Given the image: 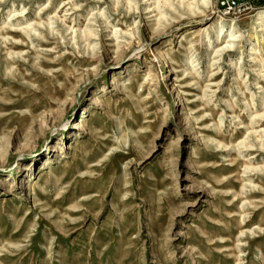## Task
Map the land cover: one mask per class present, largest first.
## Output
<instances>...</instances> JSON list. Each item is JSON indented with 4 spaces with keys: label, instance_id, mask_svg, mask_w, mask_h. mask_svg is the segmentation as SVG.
Returning <instances> with one entry per match:
<instances>
[{
    "label": "rangeland",
    "instance_id": "374dc122",
    "mask_svg": "<svg viewBox=\"0 0 264 264\" xmlns=\"http://www.w3.org/2000/svg\"><path fill=\"white\" fill-rule=\"evenodd\" d=\"M0 264H264V0H0Z\"/></svg>",
    "mask_w": 264,
    "mask_h": 264
},
{
    "label": "bare ground",
    "instance_id": "6f19581e",
    "mask_svg": "<svg viewBox=\"0 0 264 264\" xmlns=\"http://www.w3.org/2000/svg\"><path fill=\"white\" fill-rule=\"evenodd\" d=\"M10 32H15V31H10ZM15 34V33H14ZM7 41V40H6ZM233 40H232V38L230 37V40L228 41V42H232ZM10 45L11 46H13V47H18V45H15V44H12V43H10Z\"/></svg>",
    "mask_w": 264,
    "mask_h": 264
},
{
    "label": "built area",
    "instance_id": "2783aa9c",
    "mask_svg": "<svg viewBox=\"0 0 264 264\" xmlns=\"http://www.w3.org/2000/svg\"><path fill=\"white\" fill-rule=\"evenodd\" d=\"M231 5H235V2L232 1V2H231ZM229 7H230V6H229ZM230 8H231V7H230Z\"/></svg>",
    "mask_w": 264,
    "mask_h": 264
}]
</instances>
